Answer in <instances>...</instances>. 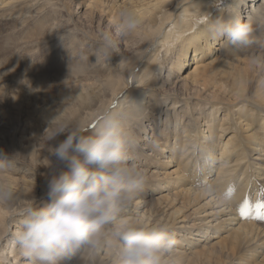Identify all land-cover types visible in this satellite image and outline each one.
<instances>
[{"label": "bare ground", "instance_id": "bare-ground-1", "mask_svg": "<svg viewBox=\"0 0 264 264\" xmlns=\"http://www.w3.org/2000/svg\"><path fill=\"white\" fill-rule=\"evenodd\" d=\"M78 1L88 4L77 19L62 0H0L9 59L23 67L11 71L16 87L30 105L51 103L41 118L47 126L52 119L95 126L104 108L118 104L132 137L129 163L146 176L125 218L169 227L178 241L170 264H264V0ZM125 7L139 12V28L121 38L111 59L97 61L98 41L108 32L95 25L97 14L115 26ZM231 15L253 23L257 42L210 38L209 22ZM48 60L66 61L67 73L28 68ZM50 79L64 85L59 98ZM48 152L38 150L36 165L16 157L0 172L14 192L0 203V264H33L14 233L26 209L48 202ZM225 183L228 204L205 196L206 187ZM60 264H114V257L102 243Z\"/></svg>", "mask_w": 264, "mask_h": 264}, {"label": "clouds", "instance_id": "clouds-1", "mask_svg": "<svg viewBox=\"0 0 264 264\" xmlns=\"http://www.w3.org/2000/svg\"><path fill=\"white\" fill-rule=\"evenodd\" d=\"M118 16L115 33H103L98 41L97 61L111 59L119 38L133 35L141 24L142 17L133 7L121 9ZM207 27L211 39L226 40L232 46L257 42L253 23L236 15L211 20ZM252 62L259 63L261 58ZM45 134L53 167L47 183L48 202L26 209L14 233L23 256L33 264H60L78 251L91 252L103 243L114 264H170L168 257L178 241L169 227L125 218L146 176L129 163L132 137L118 104L104 108L95 126L71 128L52 119ZM14 156L0 150V172L13 167ZM204 191L220 204L230 202L226 183L219 190L209 186ZM13 197L12 185L0 180V203Z\"/></svg>", "mask_w": 264, "mask_h": 264}, {"label": "rangeland", "instance_id": "rangeland-1", "mask_svg": "<svg viewBox=\"0 0 264 264\" xmlns=\"http://www.w3.org/2000/svg\"><path fill=\"white\" fill-rule=\"evenodd\" d=\"M62 1L65 2V4L68 2L69 5L71 4L70 6H72V9H74V11H77V19L86 11V7L88 4V2L82 3L84 2L82 1V4L79 5L78 0ZM98 14L95 20V25L97 26L100 22L101 24L99 26H102L104 30L115 33V26L109 24L106 19L102 18V15L100 16V14ZM84 24L87 25L88 23L86 22ZM5 28H7V26L0 25V76H5L3 78H0V150H4L9 154L15 155L14 158L19 157V160L22 162L27 161L30 164H33L34 162H36V159L37 162H40L39 158H37L38 150L42 151L43 149H45L49 151L50 149V144L47 140V135L45 134V130L48 126L47 124L43 123V119L41 118L44 110L43 108L50 106L51 103L45 101L47 104L46 105L44 101H40L35 106L33 104L30 105L29 102L31 100L28 102V99L25 96L26 92H24L23 89L16 87L18 85H16L12 80L11 71L14 68L23 67L18 66L16 63H13L9 59L11 42L8 31ZM120 41H122L121 38H119V43ZM28 68L41 75L48 76L53 73L61 75L63 74L61 73V71L63 70L64 73H67L69 66L68 64H66V61L59 63V61L52 62V60H48L43 68ZM51 79L48 80L47 83L48 89L52 92V94L54 93V95L56 96L55 98H59L58 94L61 93L63 89L62 86L64 85L59 84V81L56 79ZM35 108H37L38 110ZM59 139H63V137H60ZM24 153H26L27 155ZM30 153H33V156L36 158L31 156ZM21 158L24 160H21ZM36 163H34V165H36ZM47 166H49V163L47 164ZM16 226L17 224L11 223L8 232L13 234ZM8 256H10L8 261H10L11 259V261L15 262V259L11 256V254H8Z\"/></svg>", "mask_w": 264, "mask_h": 264}, {"label": "snow or ice", "instance_id": "snow-or-ice-1", "mask_svg": "<svg viewBox=\"0 0 264 264\" xmlns=\"http://www.w3.org/2000/svg\"><path fill=\"white\" fill-rule=\"evenodd\" d=\"M262 219H264V217H261Z\"/></svg>", "mask_w": 264, "mask_h": 264}]
</instances>
